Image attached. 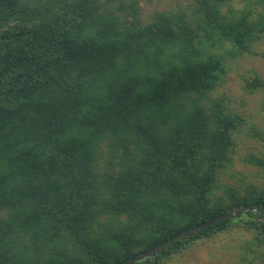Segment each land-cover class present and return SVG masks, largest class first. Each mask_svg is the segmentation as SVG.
Segmentation results:
<instances>
[{
  "label": "trees",
  "instance_id": "trees-1",
  "mask_svg": "<svg viewBox=\"0 0 264 264\" xmlns=\"http://www.w3.org/2000/svg\"><path fill=\"white\" fill-rule=\"evenodd\" d=\"M237 1L143 23L140 0H0V264H117L264 209V184L221 178L246 121L217 89L264 34V0ZM234 228L264 246V217L246 212L134 264Z\"/></svg>",
  "mask_w": 264,
  "mask_h": 264
},
{
  "label": "rangeland",
  "instance_id": "rangeland-1",
  "mask_svg": "<svg viewBox=\"0 0 264 264\" xmlns=\"http://www.w3.org/2000/svg\"><path fill=\"white\" fill-rule=\"evenodd\" d=\"M233 2L240 7L237 0ZM140 8L143 23L155 11H181L188 18L193 16L191 0H140ZM226 66L225 82L217 94L228 99L230 109L245 118L246 126L236 135L233 166L221 178L234 188L250 183L259 187L264 184V167L250 164L249 160L252 156L264 160V89L249 93L244 87L254 76L264 81V34L251 42L247 52L227 58ZM251 125L260 131L258 136L250 130ZM252 237L251 232L234 228L196 241L164 264H264V246L254 243Z\"/></svg>",
  "mask_w": 264,
  "mask_h": 264
},
{
  "label": "water",
  "instance_id": "water-1",
  "mask_svg": "<svg viewBox=\"0 0 264 264\" xmlns=\"http://www.w3.org/2000/svg\"><path fill=\"white\" fill-rule=\"evenodd\" d=\"M246 212L258 213L264 217V209L257 210L255 207H252V206H242V207H239V208L234 209L232 211L225 212V213H223L217 217L211 218L205 222H202V223H200L194 227H191L187 230H184L178 234H175V235L169 237L168 239H165L162 242L158 243L156 246H154L148 250H145L141 253H138L132 257L123 259L122 261H120L117 264H133V263L138 262L142 259L152 257V256L158 254L159 251L164 246H166L167 244H169L173 241H176V240H179V239H182L185 237H190V236L194 235L195 233L199 232L200 230H203L206 227H209V226L215 224L216 222H219V221L227 219V218L235 217L237 215H241V214H244Z\"/></svg>",
  "mask_w": 264,
  "mask_h": 264
}]
</instances>
